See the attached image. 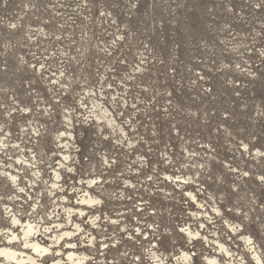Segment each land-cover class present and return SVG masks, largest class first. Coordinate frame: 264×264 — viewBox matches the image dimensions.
I'll return each instance as SVG.
<instances>
[{
  "label": "rangeland",
  "instance_id": "374dc122",
  "mask_svg": "<svg viewBox=\"0 0 264 264\" xmlns=\"http://www.w3.org/2000/svg\"><path fill=\"white\" fill-rule=\"evenodd\" d=\"M40 2L0 0V78L1 72H5L3 68L14 57L18 62L17 53L27 47V31L40 26L38 39L44 59L60 65L57 53L62 48L75 50L79 54L77 66L88 65L90 60L93 81L107 82L108 98L101 105L108 111L105 122L114 127L113 131L126 144L125 149L99 139L98 143L109 150L105 155L117 157L116 166L106 172L108 168L102 161H89L82 171L65 176L59 185L71 195L74 185L96 182L99 193L105 187L111 193L97 195L106 199L104 209L82 207L88 213L82 223L93 230L90 220L100 215L103 227L92 231L100 238L98 242L121 237L133 249L127 252L130 261L114 250L113 255L106 257L108 260H102L105 256L99 259L100 264H135L132 255L141 259L138 264H152L145 245L155 240L161 244L157 255L168 263L175 262L182 251H189L194 254V264H208L207 258H216L220 264H256L244 237H250L264 264V0H63L62 18L47 32L39 22ZM72 18L77 20L75 24L70 23ZM27 20L32 24L25 26ZM14 27L17 29L13 30ZM94 49L111 56L110 62H99V56L92 55ZM159 53L166 55L168 61L177 53L175 73H169L167 61L162 59L161 65L156 61L161 59ZM10 55L14 56L9 58ZM152 57L156 65L153 71L140 76L146 69V60L149 63ZM98 62L102 65L98 66ZM196 72L207 73L208 76H200L202 81H222L227 86L234 84V89L226 90L217 84L219 98L200 97L188 78ZM32 78L21 72L18 78L0 80V112L13 108L9 89L15 94L20 89L16 95L22 100L14 106L21 114L12 122L6 114H0V139L9 144L2 150L9 152L0 155L13 159L18 168L37 182L30 195L43 201L42 213L37 216L50 221L48 215L55 205L60 203L59 207H63V193L48 194L53 187V170L46 158L55 150L54 135L66 130L59 121L52 126L49 116L45 117L37 106L44 105L32 98L35 94L25 98L28 82L41 92L45 89ZM81 86L80 93L85 84ZM94 91L99 97L97 101L102 103L96 82ZM50 94L47 93L49 97ZM70 101L68 98L67 103ZM32 121L42 133L36 143L26 132ZM98 125L101 123L96 125L95 135L100 132L105 138V132L110 139L111 131H99ZM78 132L77 129L72 133ZM87 133L91 132L81 131ZM87 138L91 143L92 138ZM33 158L43 173L39 179L30 171L28 161ZM171 179L192 181L184 190L186 193L175 187L174 192H168L169 184L160 183ZM189 190L198 196L195 205L188 197ZM12 192L11 185L1 178L0 223L10 228L2 216ZM68 197L70 202L64 205L75 207L74 200ZM109 218L124 221L128 233L140 230L145 240L136 246L135 240L142 238H129L126 229L108 223ZM183 225L198 231V240L183 235ZM232 228H238L244 237L234 235ZM15 231L19 233L20 229ZM217 241L224 250H220ZM17 245L15 248H21L20 243ZM88 255L90 259L102 256L98 252Z\"/></svg>",
  "mask_w": 264,
  "mask_h": 264
},
{
  "label": "built area",
  "instance_id": "2783aa9c",
  "mask_svg": "<svg viewBox=\"0 0 264 264\" xmlns=\"http://www.w3.org/2000/svg\"><path fill=\"white\" fill-rule=\"evenodd\" d=\"M26 6L28 8H31L30 5H26ZM38 7H41V9H42V13L40 15L41 19L39 20V22L45 26L46 32H47L49 27L56 25L55 22L61 20V18H62L61 13H63L65 11V6H64L63 0H41ZM72 21L73 22H70V23L75 24V21H77V20L72 18ZM31 22L32 21L27 20V23L25 26L32 24ZM12 29L16 30L17 28L14 27ZM41 31H42V27H40V26L35 27V28H31L27 31V33H26L27 47L25 49H21L17 53L18 62L15 59V57L13 58V60L10 59V60H12V62L10 64H8V66L6 68H3V69H5L4 71L7 73L5 74V72H1L2 75H1L0 80L3 81L2 78H6V77L12 78L13 76H15V78H18L19 73L24 72V73L30 74L33 77L32 78L33 82L37 81L39 84H41L45 87V89L42 90V92H43L42 93L40 88H38L37 86L32 87V83L28 82L26 84L27 90L25 91V98H27V94H28V96H29V94L31 95L32 93L35 94V97L32 96V98H34L41 105H44V106H40V105L36 104L41 109L40 112L44 113L45 117H47L46 115L49 116L47 118L51 119L50 121L52 123V126L60 123V126L66 130L64 132L56 133L54 135V148H55V150L53 151V153L49 154L46 158V164L50 165L51 166L50 169L53 170L52 171L53 187H50V189H52V190H49L48 194L50 196H53V195H55L56 191L62 192L63 194L60 197V200H61V203L63 204V207L62 208L59 207V206H61L60 203L55 205V210L52 211L48 215V218L50 221H48L47 218H45L43 216H40V215L37 216V214L39 212H41V207L43 206V201H41L40 197H37L35 200L30 195V191L34 189V185L37 184V182L33 179H30L29 176L26 175L24 169L18 168L16 162L13 159L2 158L3 156L1 157V155H0V168L1 169L4 168L5 170L13 172L14 174H16L18 177V182H19L18 186H13L11 183V187L13 188V192L11 193V196L9 195L7 203L4 205L3 211H4V216L6 218H8V216H7L8 213L13 212V213L17 214L18 217L20 219H22L23 221L30 220L32 222L38 223L39 226H43V228L44 227L45 228H51V230L59 231V229L56 227L59 223H62L65 227L67 226V228H73L70 226V222H69L70 220L74 219V220L80 221L82 218L85 219L84 216H86L88 214L86 212L87 209L83 208L85 210V212L87 213L83 217L81 215H79L78 212L69 216L68 215L69 207L74 208V210H78L79 206H80L82 209V207H84V206H81L80 203H81V200L83 198L89 197V195H93L96 197L97 195L107 194V196H108L111 194L109 191H107L106 187L103 189V191H100V193H99L95 187V185H98V184L96 182H88V183L82 184L81 186L74 185L75 188L72 189L71 191H73V190H75V191L73 192V194L70 195V194H68V192H64L63 187L59 186L63 182L64 177L65 176L70 177L75 172H78L79 169L82 171L83 167L89 161H92L93 164L98 163L97 160L102 161L101 164L105 165L108 168V169H105L106 172H109L110 171L109 169H113V167L116 166V160H117L116 158L117 157L112 155V154H110L109 156L105 155V152L109 153V150L107 148H105L104 146H102V144L98 143L99 139L100 140L105 139V140H107V142L108 141L109 142H115V145L121 147V149H125L126 144L113 131L114 127L111 126L109 123L105 122L106 121V115H107L108 111H106V107L103 108V107H101V105L104 104L103 101H106L108 98V93H107V89H106L107 88L106 87L107 82L102 81V80H100L99 82H97L96 80L93 81V79H92L93 76L91 75L92 66H91L90 60H88V65L84 64L82 66H77L76 60L79 58V54L75 50L71 51L69 49L62 48L61 52L57 53V56H58L57 60H60L62 62L60 65H55V63H53V61L44 59L45 56L41 54L42 42L39 43V39H38ZM69 41L70 40H68L67 42H69ZM15 44L16 43H14V46H15ZM10 49H13V48H10ZM92 53H93L92 55L96 54L97 56H99V62H100V60H107L108 62H110L109 58H111V56H109L105 52H102L100 49H97V50L94 49ZM88 54H90V52ZM159 55L161 56V59H156V61H158L160 65L162 64V62H161L162 59L164 60V62L167 61L168 66L170 67L169 73H170V71H173L175 73L176 72V68H175L176 65L174 64V61L177 57V53H173L172 59L170 61L167 60L166 55H163L161 53H159ZM13 56L14 55H10L9 58H11ZM103 57H105V59ZM83 60L85 61V59H83ZM154 60H155L154 57H152V60L149 63L146 60V69L144 70L143 74H140V76H142V75L145 76L149 72L153 71V68L156 66ZM99 62L97 65L101 66L102 64H100ZM171 63H173L174 66ZM23 67H25V68L22 69ZM250 71L253 74L257 72V70H250ZM202 74L207 75L206 72H204V73L203 72H201V73L196 72L193 75H190V77H188L191 81L194 82L195 93L200 97H206L207 96V97H212L214 99L219 98L217 96L218 95L217 84H221L222 86H224L226 88V90L234 89V88H232V86L234 84H229V86H230L229 87V86L225 85L222 81H212L210 83L205 81V80L202 81L200 78V76ZM82 76H84V77L80 81ZM95 76H97L96 70H95L94 78H95ZM69 77H71V80H68ZM91 79H92V81H91ZM16 80H18V79H16ZM94 82H96L97 85L99 86V89L101 92L100 97L102 96V99H100V101L102 103H99V101H97V100H99V97H97V93L94 91ZM207 83H209L210 85L209 86L206 85ZM237 83H241V82L238 81ZM39 84H38V86H39ZM82 84H85V86L83 87L84 91L82 93H80V92H78V87L82 88V86H81ZM242 84H243V86L246 85L243 82H242ZM9 91L11 93L10 95H12V98H13V100L11 101L13 108L9 109V110L7 109L8 112H7V110L3 111L6 113L0 112V114L2 116H5V114H6V116L9 117L10 121L12 122V120L16 116L21 114L18 112L19 108H14V106H18L22 100L17 98V95H16V94H20V89L16 92V94L13 92L12 89H9ZM49 92H51L50 97L47 95V93H49ZM46 96L49 99H47ZM68 98L72 99V101H70V103H67ZM237 99L239 101L240 97H238ZM2 109H4V108H2ZM215 110L219 111L218 109H214L213 111H215ZM260 111H262V110L260 109ZM40 112H38V113H40ZM58 121H59V123H58ZM99 123H101V125H98L99 131H102V129H109L111 131L110 139H108L109 135L106 134L105 132H104V135H106L105 138L100 134V132H97L95 135V127ZM35 128H38V130H36ZM77 129L79 131L77 135L72 133L73 130L75 131ZM87 129H89V130H87ZM85 130L89 131L91 133H87V135L81 134V131L84 132ZM26 132H29V138L34 143H36L38 138L42 135L41 129H39V127L37 125H35L34 121L29 123V128ZM85 136H86V146H85ZM87 136L92 138L91 143L87 142V140H88ZM100 136H101V138H100ZM95 138H96V140H95ZM1 141L2 140L0 139V142ZM82 141H84V143ZM109 142L107 144H109V146H110ZM6 144H7V146L9 145L5 141L3 143H1L0 154H2V152L3 153L9 152L8 150L2 151L6 147ZM2 145L4 147H1ZM99 146H102V147L98 150ZM24 147H25V145H24ZM16 150H18V149H16ZM101 153H103V155H101ZM93 154H95V155H93ZM6 157H9V155ZM67 158H68V160H66ZM83 159L86 162H83ZM35 163H36V160L34 158L32 159V162L28 161V164L31 165L30 171L34 174V178L39 179L42 177L43 173H42L41 169H39L38 164H35ZM98 167L99 166H97L96 168H98ZM8 179H9V177H8ZM161 181H162L160 183L161 186L166 184V183L169 184L168 185L169 188L167 190L168 192H174V189L172 187H175V189L177 191L183 192L185 189L188 190L187 189V188H189L188 185H190V182L192 181V179H188V180L184 179V180H181L180 182H177V181L172 180V179L170 181L166 180V182L164 180H161ZM9 182H10V179H9ZM100 185H102V184H100ZM131 185H133V184L131 183ZM56 188H58V189L56 190ZM99 190H101V187L99 188ZM167 191H166V193H167ZM188 194L191 195V196L188 195V197L191 200V203L193 205H195L196 200L198 201V199H197L198 196L193 194V192H191L190 190H189ZM68 196H71L70 199L74 200L72 203L75 205V207L72 205H64V204H68L70 202ZM97 197H99V196H97ZM100 198H102L103 203L96 208L104 209L105 208L104 202L106 199L102 196ZM140 206L141 205L139 204L138 207H140ZM89 208H91V207H89ZM92 208H95V207H92ZM61 210H64V211H62V213H61ZM126 211H127V209H121V212H126ZM190 214L192 215V213H190ZM78 217H80V218L77 219ZM119 218H121V217H119ZM83 219L80 221L81 223H82ZM92 219H93V217H92ZM92 219L90 220L91 225H92V222H91ZM114 220H116V219H114ZM119 222H121V223L123 222V224H121L119 226L123 228L122 229L123 231L126 229L125 231H126V233H128L130 230H127L128 227L127 228L125 227L126 223L122 220ZM81 225L83 226V230H82V232L78 233L77 236L75 237V244H77L75 246H78L80 251H83L86 253L88 252L91 254V252H92V254H93L95 252H98V253H100V255L102 254V256H99L100 258H98V259L97 258H95V259L91 258L92 262H89V264H100L101 262H99L100 261L99 259H101L104 256H105V258L102 260H104V261L108 260V258H106V257L113 255L114 254L113 251L116 250L115 246H113L115 244L112 242H118L119 246L120 245H124V246L126 245L129 250L132 248L129 246V243L127 241H124L121 237H119L118 239L107 240V241H103V242H98V240L100 239V238H98L97 243H95V245H92L91 240H92L93 235L95 236L94 232H92V231L96 230V228H94L93 230H88L87 228H85V225L83 223ZM45 228L42 231L46 232ZM188 230H191V228L190 227L188 228L186 225H183L182 229L180 231L183 233V235H186L187 237H189L186 233ZM133 232L128 233V237L135 240V236H140L142 239L141 240H135V242H137L136 246H138L139 244L141 245L142 244L141 242L143 240H145V234L144 235L141 234L140 230H136V229H134ZM191 232H193V231L191 230ZM195 232L200 235V233L198 231H195ZM232 233L237 236V234L239 233L238 228H232ZM238 235H239V237L240 236L244 237L243 233H239ZM37 237H39V239L43 240V242H45V243L50 242L49 240H47L46 237H44L41 234L38 235ZM95 237H98V236L96 235ZM158 237H161V234H159ZM190 238L192 239V237H189V239ZM77 240H80V242L77 243ZM194 240H198V238L194 239ZM244 240L247 241L246 244L248 245L249 253L253 255V258L252 257L251 258L256 262V264H262V263H259L257 261L256 254H255L256 248H254L253 244L251 243L250 237H247V238L244 237ZM206 242L209 243L208 241H206ZM217 244H218L221 251L224 250V246L220 241H217ZM145 247H148V248H146V256L150 257V259L153 260L152 264H157V262H158L157 249H159L161 247V244L155 240L152 244H149L147 246L145 245ZM129 250H127V252ZM182 253L183 252L180 253L178 259L175 260V262L172 261L171 263H168L165 260L166 258H164V261L168 264H184L183 261L180 260V258L182 257ZM189 253H191L194 256V254L192 252H189ZM119 254H123V253L121 252ZM154 255H155V258H153ZM132 257H133V255H132ZM123 258H124V256H123ZM136 260L137 259L135 258L134 259L135 264H138L141 261V259H138L137 262H136ZM48 261H46V262H48ZM121 263L125 264L124 261L123 262L121 261ZM121 263L119 261V263H114V264H121ZM147 264H150V263H147ZM193 264H194V262H193ZM243 264H245V263H243Z\"/></svg>",
  "mask_w": 264,
  "mask_h": 264
},
{
  "label": "bare ground",
  "instance_id": "6f19581e",
  "mask_svg": "<svg viewBox=\"0 0 264 264\" xmlns=\"http://www.w3.org/2000/svg\"><path fill=\"white\" fill-rule=\"evenodd\" d=\"M66 160H68V158ZM0 176V179L3 178L7 181L9 186L11 183L13 186H18L19 184L17 175L4 168H0ZM8 177L10 182L8 181ZM102 203V198L89 195V197H85L81 200L80 205L98 207ZM77 212L82 217L87 214L83 208L74 210V208L69 207L68 215L71 216ZM99 212L100 211H98V213ZM7 216L8 218L3 214L2 217L3 219L5 218L6 222L10 223L11 228L9 226L4 227L1 224L2 222L0 223V264H89L91 260L90 256L86 252L80 251L78 246H75L77 245L75 244V237L83 230L80 221L74 219L70 220V226L73 228H67V226L65 227L62 223H59L56 226L59 231L44 227L46 233L42 231L44 229L43 226H39L36 222L30 220L23 221L13 212L8 213ZM102 220L104 219L98 215V217L94 216L91 221L92 225L98 231L103 227ZM108 223L115 224V226L121 225V222L113 218H109ZM15 229H20L19 233H16ZM186 233L189 237H192V240L197 239L199 235L196 232H191V230H188ZM40 234L46 237L50 242L45 243L43 240L39 239L37 236ZM97 240L98 237L93 235L91 240L92 245H95ZM18 243H20L21 248H15L18 246ZM112 243L115 244L113 246H115L116 250H119V253H123L122 256L127 258V256L130 255L126 253L127 250H129L126 245L119 246L118 242ZM182 252L180 260L183 261L184 264H193V255L186 251ZM255 254L257 261L262 263L259 253L255 251ZM133 258L135 259L134 256ZM153 258H155V255ZM157 259V264H168L164 261V258H160L159 255H157ZM127 260L130 261V258H127ZM206 262L208 264H220L216 258H207Z\"/></svg>",
  "mask_w": 264,
  "mask_h": 264
}]
</instances>
